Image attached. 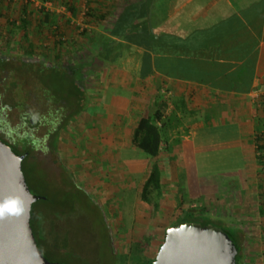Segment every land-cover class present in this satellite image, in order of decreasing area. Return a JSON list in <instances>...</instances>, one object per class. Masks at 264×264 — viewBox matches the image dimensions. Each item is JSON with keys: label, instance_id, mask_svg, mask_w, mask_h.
<instances>
[{"label": "crops", "instance_id": "obj_1", "mask_svg": "<svg viewBox=\"0 0 264 264\" xmlns=\"http://www.w3.org/2000/svg\"><path fill=\"white\" fill-rule=\"evenodd\" d=\"M77 9H69L65 22H59L63 36L58 34L60 30L57 34L54 31L57 23L51 26L53 34L46 33L50 30L49 23L39 27L33 24L32 36L35 33L38 39L32 37V40L39 57L29 58L49 66L62 63V68L58 69L65 70L70 75L77 73L80 76L84 74L85 77L89 74L88 71L94 69L93 72L101 77L104 87H98L94 91L100 98L96 99L99 105L93 106L107 121L106 124L100 123L97 126L102 128V132L109 128L111 141L125 154L132 151L133 158L138 161H141L138 158L141 154L136 152L132 139L141 117L146 112L155 113L164 97H170L173 101L178 99L179 123L175 126L177 129L169 132V141L171 143L172 139L178 138L179 143L175 142L170 149L164 147L149 165L150 170L155 161L161 163L163 186L167 193H180L182 189L197 190L206 181L216 184V179L209 178V175L205 181L201 179V169L217 167L214 165L215 161H211L223 156L219 154L217 144L226 143L222 147L227 149V143H231L229 149H239V156L230 153V150L229 159L232 167L237 168L235 173L240 175V185L230 187L223 195L208 194L204 204L194 203L189 208H186L185 200L180 196L179 202L176 198L167 196L161 200V204L171 207L169 214H173L181 203L183 208L191 210L209 207L210 210L206 209L203 217L214 218L226 226L237 228L243 234L245 264H264V166L259 162L256 149V137L264 130L263 123L259 121V117L263 115L260 113L263 108L259 101L264 98V73L255 79V88L250 93L220 92L195 81L160 75L153 66L154 55L151 48L146 43L130 39L146 25H152L151 31L157 32L156 37L164 32L187 37L196 31L211 29L236 14L241 17L248 15L252 19L256 14L264 15V0H173L161 15L155 7V0H97L95 3L90 2L87 9L95 13L93 17L87 16L84 9L78 15ZM54 15V22L59 21L60 17ZM5 25L0 22L1 30L10 28ZM249 28L256 32L252 25ZM45 35L49 38L43 43ZM19 42L18 38L11 48H7L8 52L0 51L4 53L0 59L23 57L27 44L18 49ZM110 43L112 48L115 47L111 51L114 61H110L111 66L100 67L97 65V54ZM45 45L47 47L43 49ZM4 48L0 40V49ZM122 49L127 50L126 54ZM263 49L264 35L260 39L259 51L262 53ZM263 60L264 58L259 59V63ZM168 104L166 116L174 108V102ZM149 170L146 172L144 169L140 186H144L147 181ZM217 196L222 197L219 203H215ZM140 197L141 194L139 199ZM249 255L256 258L250 260Z\"/></svg>", "mask_w": 264, "mask_h": 264}, {"label": "rangeland", "instance_id": "obj_2", "mask_svg": "<svg viewBox=\"0 0 264 264\" xmlns=\"http://www.w3.org/2000/svg\"><path fill=\"white\" fill-rule=\"evenodd\" d=\"M90 2L95 3L97 0H0V22L10 27V24L7 23V17L9 18L8 20H20L23 9L26 6L28 14H30L29 18L32 19L36 27H39L40 18H44L43 12L50 13L52 15L51 18L55 16L54 14H57L60 17L59 22L62 23L66 20L70 5L78 8L77 12L79 15L83 9L85 12L88 11ZM172 2L173 0H155V7L161 15V12H165L168 4ZM172 21L175 20L173 19ZM48 25L50 30L46 33L49 34L51 32L53 34L51 31L52 25L50 23ZM20 26L21 24L16 25L17 34L20 31ZM60 27L61 24L57 31L60 30L58 34L63 36V30ZM45 30H47L46 26ZM42 34L44 35L43 32ZM33 38L38 39L35 33ZM48 38L45 35L43 43ZM110 45L111 43L106 44L105 48L99 50L98 54L96 53L98 66H103L104 68L112 65L111 62L114 60L111 56V51H114L115 47L112 48ZM46 47L45 45L42 48ZM42 48L38 47L39 50ZM0 51L8 52L6 48L0 49ZM121 51L126 54L127 50L122 49ZM35 54V56L39 57L37 52ZM1 55L4 56V53H0ZM24 55L23 58L29 59L27 55ZM11 61L7 59L5 66L0 69V93H2L6 80L10 75V68L15 67L17 63H12ZM93 70L88 71L89 74L87 73L88 75L86 74L85 77L82 74L78 78L79 88H76L75 94L72 93L74 89H72L70 95L58 92L56 84H60V82L56 81V79L59 74H54L51 80L45 84L46 86H44L42 81L38 86L39 91L42 90L48 102H43V105L39 106L40 100L37 99L36 95L27 101L24 107L25 111L41 115L43 118L36 136H39V138L43 137L48 128H52V132H57L55 138L57 139L58 155L53 153L47 146L48 141L40 143L37 150H33L36 159L42 164L39 179L43 185L39 186L37 184L38 181L31 180L32 191L37 195H54L56 197L58 192H65L72 201L78 196L83 200L82 203H79L80 201L76 203L73 212L70 210L69 214H65L62 229L57 224L54 227L47 225V232L53 233L52 242L56 247L63 248L67 246L68 251H74L82 257L88 258L91 262L95 261L93 255L95 253V255H99V259L101 258L102 264H122L124 261L126 264H140L141 258L157 256L161 245L164 243V234L178 214L179 207L175 208L173 214H169L171 207H165V205L161 204V200L167 196H172L179 202L180 196L185 200L186 208H189L194 203L204 204L206 196L213 194L223 195L230 187L237 184L240 185V175L236 174L237 168L232 167L233 164H231V159H229V151L232 150L230 153L239 156V149L235 150L234 148L233 150L232 147L229 149L231 143H227V149L222 147L226 143L217 144L216 147L220 150L219 154H223L222 157L219 156L211 160L212 162L215 161L216 164L214 165H217V167L210 170L207 168L201 169V173H203L201 179L205 181V178L209 175V178L216 179V184L212 185L206 181L207 184H201L202 187L199 185L197 190L182 189L180 193L178 191L172 194L164 191L163 186L160 194L153 192L150 195L151 202L144 201L142 198L144 186H140L139 181L143 178L144 169H146V172L149 170L150 163L152 164V161H154L152 160L153 157L136 148V152L141 154L138 157L141 158V161L135 160L132 156V151L125 154L126 152L123 153L122 150H119L118 145L111 141L109 128L102 132V128L97 126L100 123L106 124L107 121L103 114L95 111L96 107L93 106L99 105L96 99L100 98V95L94 93V91L98 87H104L103 83H101V77H98ZM37 78L38 76L36 75L35 79ZM19 80L17 97L21 105L25 101L23 95L25 82L21 79ZM102 81L104 82V80ZM7 82L9 83V80ZM70 84L67 81L64 82L66 89L70 90ZM34 87L35 89L31 88L32 91L37 88L36 86ZM170 99V97H164L163 100L173 103V99L171 101ZM6 102L13 103L12 99H4V101L1 99L0 114L3 116L5 113L2 107H7L8 109L5 111L10 115L7 117L9 128L16 130L20 123L18 109L15 105H12L13 107L5 105ZM1 123L4 122L2 121ZM1 123L0 138L9 143L8 136H11L12 131H9L10 134H5L4 124ZM47 124H49L48 127H46ZM173 127L169 131H174ZM175 128L177 129V127ZM20 132L24 134L28 130L25 128L22 131L20 130ZM170 138L169 134L168 139L170 140ZM171 141L175 142L176 138ZM225 152L226 155L224 154ZM204 161L207 160L205 159ZM57 162L62 163V165ZM152 167L149 170L148 177ZM140 188L141 191L139 192ZM139 194H141V200L139 199ZM195 197L197 198L194 199ZM221 200L222 197L217 196L215 203H219ZM39 206L40 209L43 208L42 203ZM203 207L206 206L203 205ZM206 209L210 210L209 207H206ZM221 212L223 213L222 209ZM43 213L48 218L49 210L45 209ZM50 213L55 217L58 212L54 208ZM58 220L62 221V218ZM253 258H256V256H248L250 260Z\"/></svg>", "mask_w": 264, "mask_h": 264}, {"label": "trees", "instance_id": "obj_3", "mask_svg": "<svg viewBox=\"0 0 264 264\" xmlns=\"http://www.w3.org/2000/svg\"><path fill=\"white\" fill-rule=\"evenodd\" d=\"M69 9L74 10V6L70 5ZM259 10L262 11V8ZM43 14L44 18H40L39 26L46 23H50L51 25L57 23L56 29H58L60 26L59 21L54 22L50 13L43 12ZM86 15L89 17L95 16L94 12L90 11V9L87 11ZM29 16L28 8L25 6L20 20H8L9 18L7 17V23L10 24V28L8 30L2 28L1 30L0 27V40L3 43V47L6 49L11 48L12 44L17 42V39L19 38L20 42L18 43V49L22 48L24 44H27L24 53L28 57L36 55L35 46L32 40V27L34 26V22ZM131 16L134 17L132 14ZM17 24H21L19 27L20 31L18 32L19 36L16 31ZM249 25H252L253 28L256 29V32H253L249 28ZM41 28L42 27H40L39 32L42 31ZM151 28L152 25H146L144 29L137 30L130 39L134 42L146 43V46L151 48L154 55L153 66L160 75L175 79L195 81L220 92L246 94L254 90L255 79L264 73V60L259 63V59L264 58V49L262 53L259 51L260 39L262 35H264V31L262 30L264 29V15L262 13L254 15L252 19L251 16L248 15L241 17L236 14L215 25L211 29L196 31L187 37H180L177 34L170 32L159 33V36L156 37L157 32H152ZM57 32L58 31L56 30V34ZM14 58L15 59L9 58L12 60V63H17L15 64V67L10 68V75L6 80L2 93H0V101L1 99L2 101H4V99H12L13 103L6 102L5 105L11 107H13L12 105H15L17 109H20L25 107L27 101L34 95H36V97H38L37 99L41 102L47 103L48 100L45 98V94L42 90L39 91L38 86L41 84V81L44 86H46L45 84L51 80V77L54 74H59V77L56 79V81L60 82V84H56L58 92H64L65 94L68 93L70 95L72 89H74L72 93L75 94L76 88H79L78 78L81 76L77 73L70 75L65 70L60 71L58 67L62 68V63L59 65L57 64L58 66H49L42 62L36 63L32 57L29 59L21 56ZM6 60L7 58L0 59V69L5 66ZM36 75L38 76L37 79H35ZM19 79L25 82L23 92L25 101L21 105L19 104V99L17 97L18 84L20 83ZM8 80L9 83L7 82ZM65 81L71 83L70 90L66 89L64 86ZM34 86L37 88L35 91H32L31 88L33 87L35 89ZM259 104L263 108L260 112L263 115L259 117V121L260 123H263L264 126V98L259 101ZM168 108L169 104L167 101H160L155 113L150 114L149 112H146L141 117L134 130L132 139L133 145L153 158H157L164 147L170 149L172 144L174 145L175 142L179 143L178 138H176L175 142L171 143L168 139L169 132L171 131H169V129L172 126L175 128L179 123V100L177 99L174 101V108L171 110V114L166 116ZM6 109L8 108L6 107ZM27 114L28 116L32 115L31 113ZM28 125L33 127V129L34 127L39 128L40 126V124H32L30 122H28ZM48 126L49 124H47L46 127ZM55 134L57 135V132H52V128H48L43 134V137H41L39 143H45L48 141L47 146L53 153L58 155ZM33 136L31 137L32 140ZM9 144L20 154L28 153L23 161V170L31 190H33L31 180L38 181L37 184L39 186L43 185L39 179V172L42 170L40 169L39 162L33 154L34 148L30 147L28 143H25V147L22 150H19L15 144ZM256 149L258 151L259 162L264 166V130L258 133L256 137ZM60 164L62 165V163ZM162 173L161 163L155 161L150 175L143 187L142 198L144 201L151 202L150 195L153 192H158L160 194L163 187ZM57 195V197L54 195H45L44 198L40 199L33 205L31 224L43 253L48 259L59 264H102L101 258L99 259L98 254L95 255V253H93L95 261L91 262L88 258L82 257L74 251H68L67 246L59 248L52 242L53 233L50 231L47 232V225L49 224L54 227L55 224H57L59 228L62 229L64 216L69 214L70 210H72V212L75 210L77 202H83L80 196L74 198L72 201L65 192H58ZM40 203L43 205L42 209H40ZM54 208H56L58 212L55 217L50 213ZM45 209L49 210L48 218H46L45 215L47 211L43 213V210L45 211ZM205 210L206 208H200L198 210L185 209L182 207L181 203L178 214L171 226L180 225L186 222H200L202 225L214 224L227 229L237 242L239 250L237 255L238 264H245L243 234L237 228L226 226L223 222L216 221L213 218L203 217ZM199 212L202 214H199ZM61 218L62 221L58 220ZM165 237L166 234L163 238V242L165 241ZM155 259L156 256L141 258L139 263L152 264ZM122 264H126L125 261Z\"/></svg>", "mask_w": 264, "mask_h": 264}, {"label": "water", "instance_id": "obj_4", "mask_svg": "<svg viewBox=\"0 0 264 264\" xmlns=\"http://www.w3.org/2000/svg\"><path fill=\"white\" fill-rule=\"evenodd\" d=\"M20 154L0 139V264H59L43 253L32 228V192ZM237 242L225 228L186 222L170 226L152 264H238Z\"/></svg>", "mask_w": 264, "mask_h": 264}, {"label": "flooded vegetation", "instance_id": "obj_5", "mask_svg": "<svg viewBox=\"0 0 264 264\" xmlns=\"http://www.w3.org/2000/svg\"><path fill=\"white\" fill-rule=\"evenodd\" d=\"M38 104H39V106H42L43 102L39 101ZM2 109H3V112L5 114H3V116H1V114H0V123L2 121L4 122V123H1V124H4V128H3L4 133L6 132L5 134H7V133L10 134L9 131L10 130L12 131L10 134L11 136H8V139L10 140L9 143L15 144L19 150H22L25 147V143H28V145L30 147H33L35 150H37V148L40 146L39 142L41 140V137L39 138V136H36V132H38L39 128L34 127V129H33V127H30L28 125V122H30L32 124H40V126H41V123L43 120L41 115H36L35 113H31L32 115L28 116V114H27L28 112L24 111V107L18 109V114H19L18 117H19L20 123L18 125V128L16 130H13V129L9 128V124L7 122L8 121L7 117L10 115H8V113H6V111H7L6 107L3 106ZM39 112H40V110H39ZM28 119H30V120H28ZM25 128H27L28 132H26L27 134L26 133L22 134L20 132V130L22 131ZM32 136H33L34 141L31 139ZM37 161L39 162L38 159H37ZM39 164H40V162H39ZM40 167H42V164H40Z\"/></svg>", "mask_w": 264, "mask_h": 264}]
</instances>
